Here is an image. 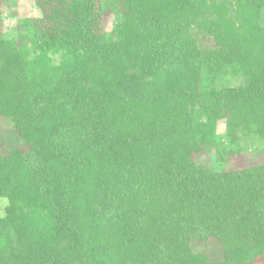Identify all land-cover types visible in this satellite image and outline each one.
I'll list each match as a JSON object with an SVG mask.
<instances>
[{"label":"trees","instance_id":"1","mask_svg":"<svg viewBox=\"0 0 264 264\" xmlns=\"http://www.w3.org/2000/svg\"><path fill=\"white\" fill-rule=\"evenodd\" d=\"M14 1L0 264H264V0Z\"/></svg>","mask_w":264,"mask_h":264},{"label":"rangeland","instance_id":"2","mask_svg":"<svg viewBox=\"0 0 264 264\" xmlns=\"http://www.w3.org/2000/svg\"><path fill=\"white\" fill-rule=\"evenodd\" d=\"M108 0H104L107 2ZM41 15V9L38 7L35 0H18L12 2L8 7L3 9V33L7 38H12L18 35L19 20L23 18L37 17ZM121 16L118 12L108 14L105 18V27L107 30H111L115 23L119 22ZM198 34V33H197ZM200 36V34H198ZM241 80H234L230 82L231 85L239 84ZM224 131L223 124L219 125V132ZM0 141H3L7 148L19 147L23 144V141L17 137L14 133L9 121L0 117ZM199 163H203L207 166L221 170L224 168L223 163H217L214 157L211 155H204L197 158ZM256 158L253 154H246L243 159L238 161L237 165L247 164L255 162ZM236 165V163H235ZM236 165V166H237ZM8 203L7 198L0 197V211ZM4 211L0 212L3 215ZM192 249L195 252L206 253L212 260L218 261L223 258V252L220 248L219 243L216 240H212L205 243L198 241L192 242Z\"/></svg>","mask_w":264,"mask_h":264}]
</instances>
